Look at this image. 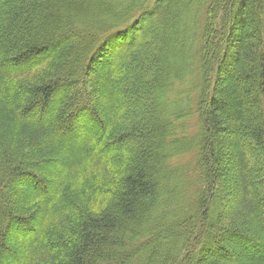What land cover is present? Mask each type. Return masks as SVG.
<instances>
[{"label":"trees","instance_id":"1","mask_svg":"<svg viewBox=\"0 0 264 264\" xmlns=\"http://www.w3.org/2000/svg\"><path fill=\"white\" fill-rule=\"evenodd\" d=\"M90 122L116 146L56 154ZM262 167L264 0H0V262L14 227L25 264H264ZM16 179L36 193L15 200Z\"/></svg>","mask_w":264,"mask_h":264},{"label":"rangeland","instance_id":"2","mask_svg":"<svg viewBox=\"0 0 264 264\" xmlns=\"http://www.w3.org/2000/svg\"><path fill=\"white\" fill-rule=\"evenodd\" d=\"M99 4L100 5L98 8H99V11L101 12L103 6L100 2H99ZM102 11H104V10H102ZM68 29H69L68 27L62 28V30H68ZM60 30H61V28H60ZM57 32H60V31H57ZM78 44L79 43H77V45ZM208 44H210V41H208ZM75 45L73 44L72 47H74ZM166 46H164V47H166ZM109 49H111L110 46H109ZM108 57H110V58L102 61L101 63H99L97 66L94 67L93 72L88 74L89 77L90 76H92V77L97 76L101 79V73L100 72L104 73L105 69L108 68L110 66V64H112L113 57L112 56H108ZM214 64H216V62ZM21 66H23V65H21ZM211 76H212V71L209 70L207 72L206 77H205V86H206L207 82H208V84L210 83L209 81L212 79ZM68 88H70V87H68ZM62 92H64V91H62ZM62 92L54 98V100L52 102V107H51L50 111L48 112V115L45 116L46 118L42 119L44 124L49 123L50 126H52V127H50V130H53L54 126L57 124V121H56L57 118L56 117L58 115V112L56 111V107L60 102H62L61 98H62V95H64V93H62ZM99 98L101 100V105L97 108V113H98L101 121L104 122L105 117H104L103 113L106 110L105 109L106 106L110 104V100L107 97V95L104 93L100 94ZM6 99L15 105V107H14L15 110H17V111L20 110V107H19V102L21 99L20 93H18L17 91L14 93L12 91L6 97ZM131 99L132 98L129 99L126 96H121V97L116 98V95H114L113 104L130 103ZM157 99L158 98H156V105L159 104V102L157 103V101H158ZM87 114H88V112H87ZM27 119H35V120H37V123L40 122V117L38 116V111L31 113L29 116H27ZM90 123L91 124H86V127L83 130L77 131L76 135H74L73 137H69L68 140H63V139H61V136H59L60 148L58 150H56V154L63 152L66 156L78 157V155H81V145H82L81 142H82L83 138L92 135V133H93L94 137H99L98 144H96V146H94V147H97V145L101 147V144H102L101 149L108 151L110 148L116 146L111 142L110 135L100 136L102 133L100 131V128L97 126V124H95V126H94V125H92V122H90ZM52 159L51 160L47 159L45 161V163H43L42 165L39 166L40 167L39 169L42 171V174H43V179L53 180L51 183L52 184L51 189H49L47 193H45L44 191H42L40 189L38 191L39 195H43V196L53 195L56 192L57 183L60 180L59 178H62V175L64 174V171L62 170L61 166L58 165L56 162H52ZM261 171L264 172V167H262ZM34 185H35L34 182L30 183L28 180L24 181V179L23 180L16 179L11 183L12 192L10 193V195L15 200H18L19 202L20 201L23 202V200L25 198H29L32 194L36 193L35 190H33ZM60 201H61V198H60ZM257 202H258L257 203V205H258L257 210L259 212L258 218L263 220V218H264V205H263L262 201L257 200ZM220 239L221 238L217 237L215 239V241L217 243H220V244H226V242H228L225 239L224 240L221 239V241H220ZM30 240H31V236L26 235V232L23 230H18L14 227L11 230H9L8 236L6 238V242H9V244L15 250H17L20 255H18L17 257H15L13 259L7 257L5 260H2V262H0V264H25V257H24L25 252L24 251L26 249V246H24V243H27ZM210 249L211 248H208L207 250L204 249L203 257H206L209 254L207 252H209ZM212 254H214V253H212ZM234 256L230 255L227 257H221V259H222V261H225V262L226 261L227 262L228 261H234L235 260Z\"/></svg>","mask_w":264,"mask_h":264}]
</instances>
